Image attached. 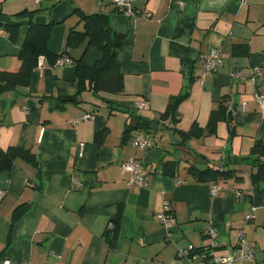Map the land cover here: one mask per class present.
<instances>
[{
    "label": "crops",
    "instance_id": "1",
    "mask_svg": "<svg viewBox=\"0 0 264 264\" xmlns=\"http://www.w3.org/2000/svg\"><path fill=\"white\" fill-rule=\"evenodd\" d=\"M133 7L148 16H128L111 0H0V72L21 67L31 20L52 25L48 49L57 54L68 31L81 29V13L108 14L111 29L124 36L118 53L122 94L77 95L75 62L92 66L100 58L86 41L68 49L72 63L44 59L25 86L0 93V149H27L37 160L19 158L0 171L6 192L0 199V264H192L179 251L207 246L209 224L223 253L243 230L257 251L242 264H264V177L253 182L256 167L244 160L256 141L264 142V104L253 101L250 82L253 67L264 68V0H145ZM234 44L241 52H232ZM212 48L223 66L201 79V56ZM236 71L240 77L231 75ZM255 84L259 90L264 78ZM75 95L82 102L64 101ZM178 96L176 123L166 122L155 147L136 150L129 139L138 130L126 135L127 125L158 119ZM225 98L235 108L230 123L211 129V112ZM140 102L143 111L136 107ZM85 113L93 117L84 120ZM132 158L145 165V187L127 184L120 165ZM165 162H172L173 175L163 172ZM192 167L234 175L218 181L222 189L212 197V182H197ZM165 200L174 217L169 228L159 220ZM19 205L27 210L13 221ZM251 207L254 217L246 221ZM116 219L118 230L108 240L105 232Z\"/></svg>",
    "mask_w": 264,
    "mask_h": 264
},
{
    "label": "trees",
    "instance_id": "2",
    "mask_svg": "<svg viewBox=\"0 0 264 264\" xmlns=\"http://www.w3.org/2000/svg\"><path fill=\"white\" fill-rule=\"evenodd\" d=\"M81 29H70L65 39L64 51L62 53H54L48 49V39L52 25L37 24L32 20L29 22V27L23 44L21 46L19 57L21 67L18 71L0 72V93L6 90L10 85H26L30 79L31 73L39 63L42 57L47 60L50 65H55L57 60L66 57L68 49L80 46L86 41L87 46L95 47L100 52V58L92 65L86 66L81 59L75 62V81L77 86V95L88 91L93 97L100 98L102 94L119 95L123 92V75L120 71L118 53L124 41L122 34L116 33L109 26L108 14L97 12L92 14H80ZM15 29V28H14ZM16 33H12L13 38ZM246 50V44H243ZM239 45L234 44L232 47L233 53H239ZM75 95L74 97L66 98L64 101L72 100L75 103L82 102ZM182 96H178L171 100L165 112L158 116L156 120H147L138 118L134 124H128L125 130L127 135L129 132L136 129L139 131L152 133L157 136L166 122L176 123L177 121V106L182 100ZM228 100L225 98L221 101L216 109L211 112L208 127L213 128L217 122L227 120L230 123V115L226 114ZM97 104V103H96ZM98 105V104H97ZM93 116V115H92ZM210 129V130H211ZM105 130L97 133L95 138H101ZM188 135L183 133L182 136ZM25 159L30 162H37L29 150L19 147H9L5 151L0 149V171L10 170L16 159ZM247 160L252 167H256V171L251 175L252 181L264 177V142L256 141L251 148V153ZM176 163V162H175ZM172 162H165L163 172L168 175H173ZM192 177L197 182H214L226 180L234 175V170L225 168H210L196 169L194 167L189 170ZM27 207L19 205L13 212V221L17 220ZM112 226L106 230L105 237L113 240L118 230L119 221L116 219Z\"/></svg>",
    "mask_w": 264,
    "mask_h": 264
},
{
    "label": "built area",
    "instance_id": "3",
    "mask_svg": "<svg viewBox=\"0 0 264 264\" xmlns=\"http://www.w3.org/2000/svg\"><path fill=\"white\" fill-rule=\"evenodd\" d=\"M41 0H33L35 4H38ZM145 0H111V3L115 6L117 10L122 13H125L128 16H133L136 14L142 16H148L146 12H142L139 9L133 7V2H144ZM246 0H239L242 4ZM44 62V58L39 59L38 65H42ZM201 72L199 78H204L207 74L218 70L223 66V59L220 56V52L218 49L212 48L207 53L201 56ZM72 63V60L69 57L59 58L56 62L58 65ZM55 64V65H56ZM234 77H240L241 71H236L231 74ZM264 78V68L260 66H254L250 76V82L252 86V99L253 101L262 106L264 104V84L261 87L256 89V78ZM137 109L143 111L146 109L144 103L140 102L137 104ZM242 108H246V102L241 103ZM234 106L229 104L226 109V114L231 115L234 112ZM92 114H84L82 119L88 120L91 119ZM130 144L138 151H148L151 148L155 147L158 144L157 136L152 133H147L143 131H139L133 134L129 139ZM83 143H80V153L82 155ZM120 168L123 172L128 173L127 184L136 185L138 187H145L147 185V172L143 161L139 159H129L123 162L120 165ZM181 181H177L176 184H180ZM221 186L218 183L212 182L210 184V194L212 197H216L219 195L221 191ZM6 192L4 190H0V199L5 196ZM254 207H251L250 212L246 215V221H250L253 219ZM159 220L161 224L169 228L174 224V217L172 214L170 202L168 200L164 201L163 208L159 213ZM204 234L209 237L210 243L201 248H194L190 246L187 249H182L179 251V256H188L190 260H192V264H242L246 261H251L255 258L256 247L254 243L248 242L243 230L238 232V239L230 252L223 253L220 249L221 246L217 242V231L214 229L212 224H209L207 228L204 230ZM5 264H9L8 261L4 262Z\"/></svg>",
    "mask_w": 264,
    "mask_h": 264
}]
</instances>
